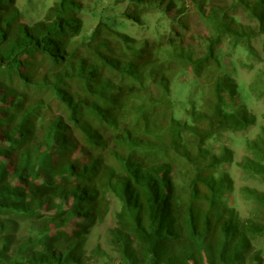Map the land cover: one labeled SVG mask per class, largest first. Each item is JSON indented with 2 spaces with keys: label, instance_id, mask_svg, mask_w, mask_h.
<instances>
[{
  "label": "trees",
  "instance_id": "1",
  "mask_svg": "<svg viewBox=\"0 0 264 264\" xmlns=\"http://www.w3.org/2000/svg\"><path fill=\"white\" fill-rule=\"evenodd\" d=\"M183 1L127 0L83 31L80 0H56L30 21L18 0H0V264H264V189L242 188L252 205L241 216L228 196L231 149L207 144L255 123L224 106L238 90L221 74L232 63L218 36L252 52L250 38L264 35V0H234L256 29L217 23L200 8L217 26L202 46L184 41ZM157 7L176 8L170 22L182 31L167 39L122 31L144 27ZM188 69L211 80L212 98L182 119L171 82L185 83ZM246 145L244 169L264 181V128ZM109 213L118 257L98 244L87 255L92 227ZM25 222L16 240L8 230Z\"/></svg>",
  "mask_w": 264,
  "mask_h": 264
},
{
  "label": "rangeland",
  "instance_id": "2",
  "mask_svg": "<svg viewBox=\"0 0 264 264\" xmlns=\"http://www.w3.org/2000/svg\"><path fill=\"white\" fill-rule=\"evenodd\" d=\"M56 0H18L20 7L23 6L26 19L28 21L36 18H41L46 8L53 4ZM84 10L82 17L84 19L83 31H89L99 20L101 13L112 14L111 11H122L127 5V0L118 3L116 0H80ZM152 0H150L151 2ZM180 3V0H175ZM184 0L183 4L187 6L190 13L186 15L188 30L184 33V41L187 44H195L198 46L205 42L207 38L214 36L217 31V26L213 22H209L205 16H208L210 10H214L217 14L218 21L233 22L237 27L253 29L257 28L255 20L251 19L248 12L245 11L239 1L234 0H204L201 7L197 6L199 0ZM154 2H152L153 4ZM115 6V7H114ZM180 6V5H179ZM175 8V7H174ZM204 11L205 16H203ZM177 9L170 10L169 13H163L157 7L155 11H150L146 25L139 26L133 25V28H124L123 32H127L136 36H146L150 39L156 37H163L167 39L170 36V30L182 31L178 26L170 22L173 14ZM218 25V24H217ZM122 28L119 25V29ZM219 54L223 56L226 61H230L232 65L228 69H223L221 74L229 75L237 84V92L233 95H227L226 103L224 104L227 110L236 108L243 109L247 113L255 116V123L244 126L235 130H224L216 133L212 140L207 144L213 151H219L220 145L224 144L231 149V161L227 164V172L233 181V190L229 197H232L233 208L241 215H247L252 205L251 201L244 196L242 192L243 187H256L264 189V181L256 175H251L245 171L243 163L244 157L249 154L247 149L246 140L255 139L264 128V92L258 96L260 87L264 89V35L256 34L249 40V46L252 52L247 51L246 48H238L233 46V37L225 32H219ZM241 45H243L241 43ZM191 70L186 71V75L182 80L185 83L173 80L171 82V96L175 102L174 114L178 118H185L186 108L190 105H195L201 100L212 98L211 80L206 78L193 77ZM201 102V101H200ZM198 103V105L200 104ZM204 109L205 106H201ZM175 171L183 176L188 175L190 172L179 170L175 165ZM177 180L180 177L177 176ZM114 217L109 213L102 223L95 224L89 233L86 253L91 255L98 244L102 249L109 252L111 258H117L116 252L110 250L109 233L108 229L114 226ZM9 233L15 236L16 240L21 239L27 235L26 222L21 223L18 228L14 230L9 229ZM258 245L264 250V242H258ZM13 245L10 247L12 253ZM89 264H97L91 262ZM101 264V263H100Z\"/></svg>",
  "mask_w": 264,
  "mask_h": 264
}]
</instances>
